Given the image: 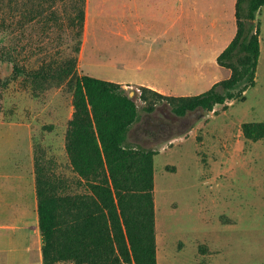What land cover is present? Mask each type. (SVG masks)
I'll use <instances>...</instances> for the list:
<instances>
[{
	"label": "rangeland",
	"instance_id": "rangeland-1",
	"mask_svg": "<svg viewBox=\"0 0 264 264\" xmlns=\"http://www.w3.org/2000/svg\"><path fill=\"white\" fill-rule=\"evenodd\" d=\"M153 1L89 0L88 6L86 0L85 18L89 8L91 22L81 63L80 51L75 52L77 27L69 26L67 18L72 2L54 5L59 27L45 28L39 18L15 29L16 19L7 14L13 30L0 31V45L10 49L12 60L0 61V78L9 83L0 99V121L27 125L34 156L68 194L86 192L65 151L76 78L85 74L88 66L103 70L104 58L110 55L133 54L140 39L136 4L144 2L149 9ZM41 3L46 11L48 3ZM226 4V0H175L176 69L180 46L183 68L190 66L191 53L198 54L201 61L210 57L209 51L219 47L224 34L221 23L228 29L224 37L231 39L233 19L228 15L233 17L232 9L221 7ZM120 5L129 40L116 33ZM217 20L220 23L212 27ZM257 21L260 56L255 85L246 90L245 100L234 99L226 106H215L212 112L200 110L178 117L162 102L148 113L140 87L124 86L139 113L129 132V143L157 150L153 160L156 264H264V137L251 140L242 133L243 124L264 122V6ZM86 24L84 19L80 50ZM190 25L191 35L198 39L194 47L185 42ZM14 64L25 67L28 73L15 77ZM201 66L202 73L190 72L191 86L186 93L204 92L230 75V70L218 66L214 59ZM34 73L41 78H34Z\"/></svg>",
	"mask_w": 264,
	"mask_h": 264
},
{
	"label": "trees",
	"instance_id": "trees-1",
	"mask_svg": "<svg viewBox=\"0 0 264 264\" xmlns=\"http://www.w3.org/2000/svg\"><path fill=\"white\" fill-rule=\"evenodd\" d=\"M0 0V31L42 19L45 28L59 27L54 8L67 0ZM69 26L77 27V45L85 19L86 0H68ZM30 4L35 5L33 8ZM264 0H237L236 32L217 56L229 77L204 92L188 96L165 95L140 87V98L151 113L157 103H166L178 117L190 112H212L234 99L245 100L255 85L260 56V26L256 15ZM35 11V12H34ZM7 14H9L7 16ZM17 17V18H16ZM49 22H56L47 26ZM0 32V33H1ZM10 49L0 45V61L12 60ZM14 76L27 74L14 64ZM34 78H41L34 73ZM15 79V78H12ZM9 83L0 78V99ZM73 112L65 135V151L71 170L86 192L68 194L53 173L34 156L38 227L42 237V263L56 264H156L154 233V168L157 150L135 148L128 141L138 121V107L122 84L86 74L76 78ZM243 135L251 140L264 137V122L245 123Z\"/></svg>",
	"mask_w": 264,
	"mask_h": 264
},
{
	"label": "crops",
	"instance_id": "crops-1",
	"mask_svg": "<svg viewBox=\"0 0 264 264\" xmlns=\"http://www.w3.org/2000/svg\"><path fill=\"white\" fill-rule=\"evenodd\" d=\"M226 1L228 4L221 7L229 6L232 9L233 17L231 14L228 15L229 19H233L231 39L226 40L227 37H224L228 36V33L226 34L228 29H226L225 24L221 23L219 25L222 28L220 31H223L224 28V34L222 40L219 41V47L209 51L210 57H205L203 61L198 57V54L191 53L188 56L190 66L183 68L181 62L183 49L180 46V59L178 60V69H176V56L174 54L176 48L175 0H154L149 9L144 2L141 5L136 4V16L138 18L136 19V31L140 32V39L138 45L135 46L134 53L110 55L104 58L103 70L88 66L85 74L123 86L145 87L165 95H194L185 92L191 86L190 72L202 73L203 67L201 65L204 62L206 64L207 60L214 59L217 64V56L235 35L236 19L234 14L237 0ZM119 16L120 22L116 26V33L122 39L129 40L130 32L126 24L121 21L123 18L121 5ZM85 19L87 23L86 33L79 54L80 63L83 60L85 47L89 40L88 30L91 22L89 8ZM219 23L220 21L217 20L212 24V27ZM189 28L190 32L187 33L185 42L188 46H193L198 39L196 40L191 35V25ZM204 43L208 44L206 40ZM198 45L200 46V43ZM171 76L173 81L170 82ZM6 166L9 167L10 171ZM0 231L4 232L0 234V264H31V262L42 264L41 247L43 242L38 227L31 133L26 124L12 121H0ZM32 253L34 254L33 261L31 259Z\"/></svg>",
	"mask_w": 264,
	"mask_h": 264
}]
</instances>
